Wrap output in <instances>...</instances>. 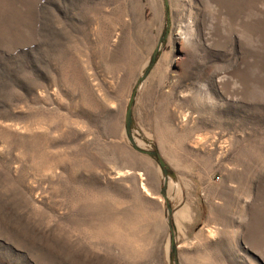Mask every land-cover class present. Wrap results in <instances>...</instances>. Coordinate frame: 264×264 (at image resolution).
I'll return each mask as SVG.
<instances>
[{
	"label": "rangeland",
	"instance_id": "obj_1",
	"mask_svg": "<svg viewBox=\"0 0 264 264\" xmlns=\"http://www.w3.org/2000/svg\"><path fill=\"white\" fill-rule=\"evenodd\" d=\"M0 264H264V0H0Z\"/></svg>",
	"mask_w": 264,
	"mask_h": 264
},
{
	"label": "water",
	"instance_id": "obj_2",
	"mask_svg": "<svg viewBox=\"0 0 264 264\" xmlns=\"http://www.w3.org/2000/svg\"><path fill=\"white\" fill-rule=\"evenodd\" d=\"M134 100H135V97L133 96L131 98V101H130V104H129V109H128V114H127V119L130 121V118H131V114H132V109H133V104H134ZM162 166H165V162L164 160H160Z\"/></svg>",
	"mask_w": 264,
	"mask_h": 264
},
{
	"label": "trees",
	"instance_id": "obj_3",
	"mask_svg": "<svg viewBox=\"0 0 264 264\" xmlns=\"http://www.w3.org/2000/svg\"><path fill=\"white\" fill-rule=\"evenodd\" d=\"M166 11H167V16H168V21L170 22V20H171V17H170V6H169V4H167V2H166ZM167 203H168L169 208L171 209L170 202H167Z\"/></svg>",
	"mask_w": 264,
	"mask_h": 264
}]
</instances>
